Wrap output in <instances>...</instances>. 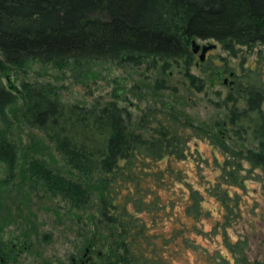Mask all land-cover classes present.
Masks as SVG:
<instances>
[{"label":"trees","instance_id":"1","mask_svg":"<svg viewBox=\"0 0 264 264\" xmlns=\"http://www.w3.org/2000/svg\"><path fill=\"white\" fill-rule=\"evenodd\" d=\"M192 38L214 39L231 54L236 45L264 43V0H0V56L16 67L31 61L58 69L158 63L164 70L174 64L191 84L201 86L188 70L194 59ZM253 68L244 80L236 79L245 90V104L233 101L227 107V135L167 108L143 107L132 120L130 111L113 99L67 103L49 81H21L19 117L46 136L62 162L59 167L47 158L27 157V189L59 195L70 207H83L95 191L93 208L104 247L100 264H170L163 254L170 245L189 249L206 264H264V251L248 257L245 234L230 238L227 233L239 215L237 192L228 187L264 177V79ZM15 98L0 80L1 117ZM192 137L221 153L220 160L214 155L219 173L205 187L219 202V216L204 228L212 213L201 203L202 192L188 186L181 213L185 219L179 214L166 230L158 214L169 215L173 202L160 201L150 187L163 184L164 172L185 182L171 164L186 157ZM16 151L0 129V162L7 171L0 185L18 172ZM160 161L163 168H152ZM200 236L217 245L202 244Z\"/></svg>","mask_w":264,"mask_h":264},{"label":"rangeland","instance_id":"2","mask_svg":"<svg viewBox=\"0 0 264 264\" xmlns=\"http://www.w3.org/2000/svg\"><path fill=\"white\" fill-rule=\"evenodd\" d=\"M195 41L200 45L213 44L206 49L203 60H199L198 52H195L188 67L189 72L198 77L201 86L191 84L180 67L174 64L164 70L158 63L116 65L108 62L79 69H58L36 61L16 67L4 62L0 56V80L16 93L14 102L4 109V117L0 116V129L16 145L14 170L18 171L0 185V242H26L22 248L15 250L14 264H71L69 256L78 257L86 242L93 254L91 264H100V255L104 250L97 212L93 208L95 191L87 197L83 207H70L59 195L50 196L27 189L23 174V162L27 157L47 158L49 163L59 167L62 162L46 136L19 117V108L23 103L20 82L49 81L55 85L59 98L67 103L86 105L96 99H113L117 105L130 111L132 120L143 107L167 108L186 121L227 135L229 125L224 115L227 107L233 101L238 106L245 104V90L236 79L244 80L249 67H258L264 79V43L256 42L251 47L236 45L234 54H231L214 39L195 38ZM207 69L209 73L205 71ZM216 70H221L218 77ZM223 78H226L225 82ZM115 90L118 92L114 95ZM228 94L231 96L229 100ZM261 106L264 107V98ZM186 152L184 159L174 160L171 164L185 182L170 179L164 172L163 184L155 185L154 189L150 187L159 194L160 201L166 204L173 202L169 215L158 214L163 218L166 230L179 214L185 219L181 213L188 186L202 192L201 203L212 213L207 221H203L204 228L209 227L212 218L219 216V202L205 191V187L213 183L219 173L215 160L221 159V153L197 137L188 140ZM158 166L161 169L165 163L157 162L152 168ZM6 172L0 162V178L7 177ZM148 179L152 186L150 176ZM228 190L230 193L237 192L239 215L227 227V233L230 238L245 234L249 244L248 257L258 258L264 251V177L260 180L246 178L243 187L230 186ZM138 214L146 218L145 212ZM168 216L172 219L168 220ZM198 238L207 246L217 245V242L201 236ZM178 248L170 245L164 250L163 254L170 264H206L189 249L180 251Z\"/></svg>","mask_w":264,"mask_h":264},{"label":"flooded vegetation","instance_id":"3","mask_svg":"<svg viewBox=\"0 0 264 264\" xmlns=\"http://www.w3.org/2000/svg\"><path fill=\"white\" fill-rule=\"evenodd\" d=\"M16 239V238H15ZM25 241L19 242L18 240H14L8 242H0V262L3 261H13V256L17 253L15 250H19L22 248V246L25 245ZM99 254V252H97ZM92 252L90 249V244L88 242L85 243V246L83 247V251L78 257H75L73 255H70V262L71 264H91L92 261ZM14 264V263H13Z\"/></svg>","mask_w":264,"mask_h":264},{"label":"water","instance_id":"4","mask_svg":"<svg viewBox=\"0 0 264 264\" xmlns=\"http://www.w3.org/2000/svg\"><path fill=\"white\" fill-rule=\"evenodd\" d=\"M212 43H207V44H198L195 39H190V48L193 53L198 52V58L199 60H202L205 55L206 49L212 47ZM231 74V72H229ZM220 76V71H217V77ZM226 78H223L222 81L225 82Z\"/></svg>","mask_w":264,"mask_h":264}]
</instances>
